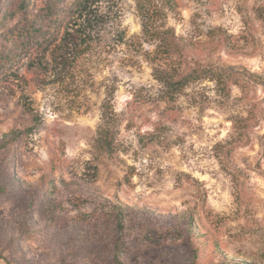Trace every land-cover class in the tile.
I'll return each instance as SVG.
<instances>
[{
    "label": "rangeland",
    "instance_id": "374dc122",
    "mask_svg": "<svg viewBox=\"0 0 264 264\" xmlns=\"http://www.w3.org/2000/svg\"><path fill=\"white\" fill-rule=\"evenodd\" d=\"M15 1L0 264H264V0ZM26 21L43 35L9 43ZM143 23L181 55L150 62ZM154 70L199 78L172 92Z\"/></svg>",
    "mask_w": 264,
    "mask_h": 264
},
{
    "label": "trees",
    "instance_id": "16d2710c",
    "mask_svg": "<svg viewBox=\"0 0 264 264\" xmlns=\"http://www.w3.org/2000/svg\"><path fill=\"white\" fill-rule=\"evenodd\" d=\"M28 0H16L13 8H26L28 5ZM63 0H49L48 4L45 5L47 13L49 10L53 9L57 4L61 3ZM8 8L11 7L12 3L7 4ZM11 9V8H10ZM8 9V13H9ZM142 33L144 37L158 41V46L156 50L152 53L153 56L149 58L150 62H156L161 60H167L172 55H181L182 48H180L176 37L174 34H168L167 32H158L157 30L148 28L145 23L142 24ZM43 35L42 29L35 26L31 22H22L20 25H15L8 29V42L11 44H19L23 41H27L31 38ZM9 52V51H8ZM199 71L191 72L185 76H177V74H170L167 71L154 70V77L160 83H162L168 90L172 92L179 91L184 85L189 83L191 80L199 78ZM176 75V78H174ZM179 77V78H177ZM104 125L102 126L99 136L96 140V148L101 150H108L110 148V134L107 129V117L103 115L102 117Z\"/></svg>",
    "mask_w": 264,
    "mask_h": 264
}]
</instances>
